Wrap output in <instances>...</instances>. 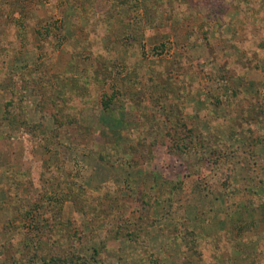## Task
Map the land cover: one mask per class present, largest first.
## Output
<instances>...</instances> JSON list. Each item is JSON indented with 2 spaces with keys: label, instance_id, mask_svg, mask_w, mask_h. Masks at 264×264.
Returning <instances> with one entry per match:
<instances>
[{
  "label": "rangeland",
  "instance_id": "374dc122",
  "mask_svg": "<svg viewBox=\"0 0 264 264\" xmlns=\"http://www.w3.org/2000/svg\"><path fill=\"white\" fill-rule=\"evenodd\" d=\"M263 110L264 0H0V264H264Z\"/></svg>",
  "mask_w": 264,
  "mask_h": 264
},
{
  "label": "trees",
  "instance_id": "16d2710c",
  "mask_svg": "<svg viewBox=\"0 0 264 264\" xmlns=\"http://www.w3.org/2000/svg\"><path fill=\"white\" fill-rule=\"evenodd\" d=\"M259 37L260 36H257L256 38H259ZM255 43L256 42L253 41V42H251V45L252 44L254 45ZM236 73L239 74L240 70L237 69ZM93 75L95 77L94 80L99 82L98 70ZM115 98H116L115 92H113L110 95L105 94L103 96V99H102L103 108L104 109H110L112 104L115 102ZM258 100H259V96L255 95L254 99L251 101V105L257 106L256 107L257 111L255 110L254 112H252V114H254V113L257 114L262 109L263 105H259ZM248 112H246V113L248 114ZM263 112H264V110H263ZM10 119L12 121L16 122L17 116L11 117ZM112 121H114V120H112ZM117 122L122 123L123 119H117ZM108 124H110V123L108 122ZM152 144H154V143H152ZM150 154L153 155L151 152V149H150L149 157H151ZM213 154H215V153L213 152ZM199 155H201L200 156L201 161L208 162V160H209L208 158L210 157V155H212V153L209 155V153L205 150L202 152V154H199ZM197 174H198L199 179H201L202 181L205 179L204 175L202 176L201 173H197ZM154 178H152V179H154ZM49 179L54 180L53 177H50ZM164 182L165 181H163V178H161L160 180H158V182H156V183L154 182V184L151 186V188H154V190L157 188L156 191L159 190L160 195L163 194L164 192L170 193L171 190L165 191L164 189H166V185L168 184V182H171V181L170 180L167 181V184H165ZM207 182H208V180L205 183H207ZM173 187L174 186L172 185V183L169 184V189H173ZM174 188H177V187H174ZM59 200H63V196ZM103 215L111 216L114 220L121 222V226L123 227L121 230L126 232V237H129V240H136L139 238L138 234H140L139 231H140L141 226L134 227L135 224H130L129 223L130 218L128 216L123 217L121 214H119V211H117L116 209L114 210L111 207H110V212L104 211ZM47 226H48L47 227L48 230L46 229L47 231L46 230L44 231V232H47L49 235V236H47V235L45 236L46 240H47L46 246H43V247L40 246V247H36L34 249L32 261L24 263L23 261L15 260L16 263L19 262V264H21V262H23L22 264H91V263L97 264L98 256H100V254H101L100 249L94 248V253H93V255H91V258L85 257L78 252V248H75V243L73 242V240L71 241L72 245H73V249H69V246H66L65 243H67V245H68L67 241L70 242V237H69L70 229L66 225H64V228L62 225L56 224V223L55 224H49ZM173 226L176 229L175 234L176 235L178 233L181 234V235L179 234L181 236L180 237L181 241L189 239V237L192 234L191 233L192 231L189 229H186L184 224H183L184 229H182L181 225L178 226V221H174ZM62 230H63V233H67V234H65V236L63 237L64 240L61 243H59V240L57 239V237H60V234H61L60 232ZM53 231L58 233V235L54 236ZM51 237H52V239H51ZM7 243L8 242L2 243L0 241V258H1V256L4 259L5 258L7 259L9 257V254H7ZM29 247H30V245H27L26 248H29ZM28 252L29 251H27V249H26L25 254H28Z\"/></svg>",
  "mask_w": 264,
  "mask_h": 264
}]
</instances>
